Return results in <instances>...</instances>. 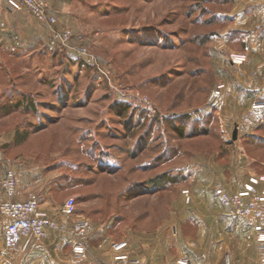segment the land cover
<instances>
[{"label": "rangeland", "instance_id": "1", "mask_svg": "<svg viewBox=\"0 0 264 264\" xmlns=\"http://www.w3.org/2000/svg\"><path fill=\"white\" fill-rule=\"evenodd\" d=\"M7 2L0 148L17 181L52 188L54 209L75 198L78 219L159 225L170 204L263 172L264 109L238 98L249 58L231 59L264 34V0H64L52 12L72 39L54 48L48 26Z\"/></svg>", "mask_w": 264, "mask_h": 264}, {"label": "crops", "instance_id": "2", "mask_svg": "<svg viewBox=\"0 0 264 264\" xmlns=\"http://www.w3.org/2000/svg\"><path fill=\"white\" fill-rule=\"evenodd\" d=\"M7 1L0 0V28L2 23L6 27L10 23ZM46 1L53 12L58 15L63 13L60 2L64 0ZM6 27L1 29L6 30ZM1 32L0 56L7 42V37ZM263 35L257 38L253 34L252 39L247 40L249 60L243 65L247 70L244 72L246 81L244 87H237L238 98L247 106L261 101L260 97L264 101ZM241 90H244L243 94H239ZM222 99L224 100L221 101V105L225 107L227 98L224 94ZM261 170L263 172L260 174L250 170L249 178L247 175L242 183L236 182V185L228 186L227 191H242L256 183L259 191L264 192V168ZM35 184L36 181L31 179L26 178L25 181L18 179V190L14 199L24 201L29 194H37L39 191L42 209L59 223L65 222L62 215L57 212L63 204L56 209L50 205L54 199L52 188L49 187L45 191L37 190ZM198 197L197 201L170 204L168 215L159 225L152 218H144L139 225L138 221L134 224L137 227H127L121 231L119 225L91 221L95 231L86 240L89 252L86 259L77 258L72 240L54 231L45 240L29 237L23 239L17 247L7 249L4 245L6 227L1 226L0 264H132L131 261L142 264H181L180 261L183 259H189L192 264H263L264 252L260 244L253 242L249 245L246 240L254 231L255 221L229 216L213 196L202 195L199 199ZM74 220H79L78 216L75 215L70 223ZM0 223L3 225L7 221L2 219ZM152 224L156 226L148 227ZM120 243H126L127 247L120 251L112 248L113 244ZM122 255H127L129 259H121Z\"/></svg>", "mask_w": 264, "mask_h": 264}, {"label": "built area", "instance_id": "3", "mask_svg": "<svg viewBox=\"0 0 264 264\" xmlns=\"http://www.w3.org/2000/svg\"><path fill=\"white\" fill-rule=\"evenodd\" d=\"M17 10L26 8L30 14L41 24L48 26L51 32V47H69L72 39V31L67 28H60L57 16L52 12L46 0H19ZM83 52L84 50H79ZM247 53L232 55V63L242 65L247 61ZM224 86L214 89L209 102L216 108L221 105ZM243 93V91L241 92ZM264 109V101H256L251 106V115L256 111ZM0 163L4 164L3 177L0 184L5 191V199L0 204V215L7 221L6 232L4 233V245L7 249L17 247L23 239L34 237L38 240L47 239L51 232L65 236L72 240L73 250L77 258H88L89 252L86 240L94 233L95 227L91 221L86 219L74 220L76 214V200L69 198L60 208V214L65 222L59 223L55 218L41 209L40 196L36 193L29 194L24 201H16L15 195L18 188V181L15 172L9 167L0 148ZM213 196L220 205L227 211L228 215L236 218L252 219L255 221L254 231L246 240L249 245L253 242L259 243L264 252V192H260L256 183L248 186L242 191L230 192L218 186L213 190ZM0 223V227H1ZM127 247L126 243L113 244L112 248L120 251ZM128 260L127 255L120 257ZM132 264H142L138 261H131ZM181 264H192L189 259H183ZM264 264V255L262 258Z\"/></svg>", "mask_w": 264, "mask_h": 264}, {"label": "trees", "instance_id": "4", "mask_svg": "<svg viewBox=\"0 0 264 264\" xmlns=\"http://www.w3.org/2000/svg\"><path fill=\"white\" fill-rule=\"evenodd\" d=\"M20 105L22 106L23 105V102H21ZM174 129H175L174 131H176L177 136H178L179 139L185 138V133H184V128L183 127L177 126V127H174ZM168 180H169V177L163 176V177H159L158 179H156L155 182H157V181H160V182H165L166 181V182H168ZM66 189H64V190H66ZM64 190L62 189V190H60V192H62Z\"/></svg>", "mask_w": 264, "mask_h": 264}, {"label": "water", "instance_id": "5", "mask_svg": "<svg viewBox=\"0 0 264 264\" xmlns=\"http://www.w3.org/2000/svg\"><path fill=\"white\" fill-rule=\"evenodd\" d=\"M237 138V131L234 132V139Z\"/></svg>", "mask_w": 264, "mask_h": 264}]
</instances>
